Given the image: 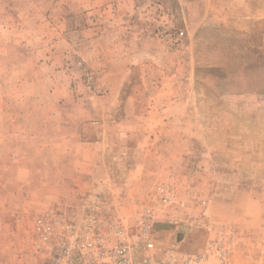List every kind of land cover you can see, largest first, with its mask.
<instances>
[{
    "label": "rangeland",
    "instance_id": "374dc122",
    "mask_svg": "<svg viewBox=\"0 0 264 264\" xmlns=\"http://www.w3.org/2000/svg\"><path fill=\"white\" fill-rule=\"evenodd\" d=\"M92 208L264 264V0H0V264Z\"/></svg>",
    "mask_w": 264,
    "mask_h": 264
},
{
    "label": "built area",
    "instance_id": "2783aa9c",
    "mask_svg": "<svg viewBox=\"0 0 264 264\" xmlns=\"http://www.w3.org/2000/svg\"><path fill=\"white\" fill-rule=\"evenodd\" d=\"M77 223L60 231L51 218L36 220L40 264H230L221 238L208 240L196 253L163 257L156 247L152 209H145L132 225L95 208L88 209Z\"/></svg>",
    "mask_w": 264,
    "mask_h": 264
},
{
    "label": "crops",
    "instance_id": "0c3cea01",
    "mask_svg": "<svg viewBox=\"0 0 264 264\" xmlns=\"http://www.w3.org/2000/svg\"><path fill=\"white\" fill-rule=\"evenodd\" d=\"M98 145V144H97ZM86 145H84L83 143H81V144H79V147H81V148H84ZM90 146H91V149H93V150H95L94 148H97V147H100V145H98V146H96V144H90ZM97 150H95V157H97L98 158V154H96L97 152H96ZM94 157V156H93ZM96 158H92V162H93V164H92V162H91V164L93 165V166H95V161H93V160H95ZM90 164V165H91ZM91 165V166H92ZM80 166H81V163H80ZM90 172V171H89ZM92 172H90V174H91ZM82 178H84V177H82Z\"/></svg>",
    "mask_w": 264,
    "mask_h": 264
}]
</instances>
